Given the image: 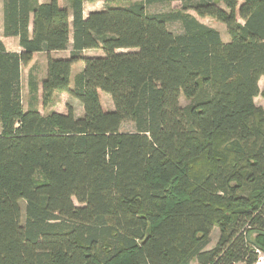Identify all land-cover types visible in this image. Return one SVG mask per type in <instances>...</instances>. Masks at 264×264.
I'll return each instance as SVG.
<instances>
[{
  "label": "trees",
  "instance_id": "16d2710c",
  "mask_svg": "<svg viewBox=\"0 0 264 264\" xmlns=\"http://www.w3.org/2000/svg\"><path fill=\"white\" fill-rule=\"evenodd\" d=\"M85 1H3L4 34L22 50L0 37V264H256L264 0H105L88 15ZM173 1L181 9L147 10ZM191 10L224 23L229 41ZM71 40L68 58L51 56ZM40 51L47 71L42 81L30 73L31 92L41 86L43 105L67 93L82 116L25 109L22 68Z\"/></svg>",
  "mask_w": 264,
  "mask_h": 264
},
{
  "label": "rangeland",
  "instance_id": "374dc122",
  "mask_svg": "<svg viewBox=\"0 0 264 264\" xmlns=\"http://www.w3.org/2000/svg\"><path fill=\"white\" fill-rule=\"evenodd\" d=\"M63 4L67 5L68 7H70V0H61ZM136 1H140V0H120L118 3L115 4H121V5H127L131 2H136ZM182 2L181 1H173V2H166V3H157V4H152V5H148L147 6V10L150 13H166V12H170L172 10H179L182 7ZM106 2L105 0H93V1H85L84 3V9H85V14L88 15L92 10H102L106 7ZM0 9H1V2H0ZM191 14H193L194 16L197 17V19L210 26L213 27L217 30L220 31L222 39L224 41H229V34L227 32V27L224 23L217 21L216 19L212 18V17H201L199 15H197V13L193 10L190 11ZM168 28L174 32V33H182L184 31L183 25L181 22L179 21H173V22H169L167 24ZM97 52L99 51H89L87 52V54L89 55H95ZM102 52H99V54H101ZM44 58H38L37 60V64L35 65L36 67V76L38 78L39 81H42V77L43 75H45V70H44ZM82 65L83 62L79 61L77 62L74 66H73V73H72V79L73 76L76 75L77 73H79L82 69ZM29 68V69H28ZM31 66L29 67V65L24 66L23 67V74H24V79H23V88H22V95H23V104L25 109H28L31 105L38 107L40 109V111L47 115L49 113H51L52 111H57V112H61V113H67L68 112V107L72 106L75 110V113L77 116L79 115H83L84 114V108L82 106V104L80 103L79 100H77L76 98L72 97L71 95L67 94V93H61V92H57L54 96L53 99L51 100V102L47 105H43L42 102V93L39 92L37 93H33L30 90L29 87V75L30 73L33 71V69H30ZM47 70V68H46ZM260 93L259 95L255 98V103L258 106H261L264 108V77L261 78L260 82ZM101 101H102V105L104 107L105 110H112L114 108V104L112 101V97L110 94L105 93V92H101ZM36 96V98H35ZM180 102L182 106H186L189 103V100L184 97L181 96L180 98ZM122 131L125 132H133L135 130L134 125L132 123H125L122 128ZM75 203L78 204V202L75 200ZM21 207L23 210V220L25 219V212H26V202L24 200L21 201ZM220 235V229L218 226H215L214 230L212 231L211 235H210V240L209 243L207 244L206 248H212L216 242L218 241ZM260 254L264 255V252L260 251Z\"/></svg>",
  "mask_w": 264,
  "mask_h": 264
},
{
  "label": "crops",
  "instance_id": "0c3cea01",
  "mask_svg": "<svg viewBox=\"0 0 264 264\" xmlns=\"http://www.w3.org/2000/svg\"><path fill=\"white\" fill-rule=\"evenodd\" d=\"M3 1L4 0H0V2H1V9H0V15H1V21H0V37H1L2 41L4 42V44L6 45V47H7L8 50L15 51V52H20L22 50V48L19 45V38L18 37H14V36H6L4 34ZM48 1H50V0H39L40 3L48 2ZM59 4L62 7H68L67 5L63 4L61 0H59ZM92 11H94V10H92ZM72 49H73V47H72V40H71L70 46L67 49H65V50H58V51H52L51 52V56L54 57V58H68L71 55ZM89 51H94V52L95 51H99V52H101V50H98V49L97 50L90 49V50H85L84 51V54L89 55V54H87V52H89ZM99 52H97L95 55H100ZM41 57L44 58V64H43V66H44L45 75H46L48 53L45 52V51H40V52L34 53L33 60L30 62L29 67L31 66L30 69H33L34 68L32 72L34 74H36V70H35L36 67H35V65L37 64L38 58H41ZM83 67H84V65H82V68ZM23 71L24 70L22 68V86H23V79H24ZM45 75H43L42 80L45 78ZM40 92H41V86H40Z\"/></svg>",
  "mask_w": 264,
  "mask_h": 264
},
{
  "label": "built area",
  "instance_id": "2783aa9c",
  "mask_svg": "<svg viewBox=\"0 0 264 264\" xmlns=\"http://www.w3.org/2000/svg\"><path fill=\"white\" fill-rule=\"evenodd\" d=\"M256 264H264V255L260 254V252H259V257H258Z\"/></svg>",
  "mask_w": 264,
  "mask_h": 264
}]
</instances>
